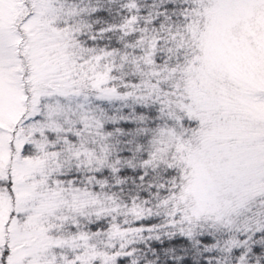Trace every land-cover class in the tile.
<instances>
[{"label": "snow or ice", "instance_id": "snow-or-ice-1", "mask_svg": "<svg viewBox=\"0 0 264 264\" xmlns=\"http://www.w3.org/2000/svg\"><path fill=\"white\" fill-rule=\"evenodd\" d=\"M0 264H264V0H0Z\"/></svg>", "mask_w": 264, "mask_h": 264}]
</instances>
